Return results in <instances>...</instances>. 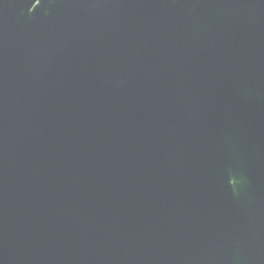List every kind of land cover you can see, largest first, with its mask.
<instances>
[{
	"label": "water",
	"instance_id": "obj_1",
	"mask_svg": "<svg viewBox=\"0 0 264 264\" xmlns=\"http://www.w3.org/2000/svg\"><path fill=\"white\" fill-rule=\"evenodd\" d=\"M0 264H264V0H0Z\"/></svg>",
	"mask_w": 264,
	"mask_h": 264
}]
</instances>
